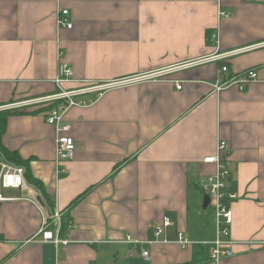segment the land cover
<instances>
[{
  "label": "crops",
  "instance_id": "1",
  "mask_svg": "<svg viewBox=\"0 0 264 264\" xmlns=\"http://www.w3.org/2000/svg\"><path fill=\"white\" fill-rule=\"evenodd\" d=\"M219 7L230 16L220 17ZM61 8L71 29L57 26ZM258 43L70 107L65 118L77 149L60 165L43 111H1L9 114L0 146L29 160L52 205L31 184L3 190L0 264L203 263L215 229L210 208L209 221L201 220L198 184L214 172L202 158L215 154L219 139L230 143L226 182L237 193L230 202L233 254L220 264H264V0H0V106L57 92L60 63L73 70L61 88H74ZM250 69L257 78L244 89H214ZM0 156L7 159L1 149ZM54 209L62 212L59 237L66 241L57 246L38 233ZM164 216L172 225L155 237ZM178 232L206 243L182 247ZM128 233L140 243L124 242Z\"/></svg>",
  "mask_w": 264,
  "mask_h": 264
},
{
  "label": "built area",
  "instance_id": "2",
  "mask_svg": "<svg viewBox=\"0 0 264 264\" xmlns=\"http://www.w3.org/2000/svg\"><path fill=\"white\" fill-rule=\"evenodd\" d=\"M218 15L220 17L230 16V12L219 7ZM56 23L59 28H72V20L69 18L67 9H58ZM216 42V33L211 34ZM261 43L247 47H241L225 52L215 51L212 54L202 58H197L189 62L178 64L173 67L151 70L141 74L128 76L109 81H90L80 87L61 88L64 82H69L73 79V70L65 63H60L57 74L53 82L60 88L57 92L36 98H30L18 102L1 105L0 112L6 110H15L20 108H38L54 104L51 108L44 112V120L52 125L56 132L55 139V160L58 165L70 161L74 158L77 145L74 138L69 134L71 125L65 118L67 110L72 106H83L93 102L98 96L105 91L113 88L128 86L142 81L155 80L165 75L168 72L175 71L187 66L202 64L208 61H224L236 53L246 51L253 47H257ZM222 72L228 70L226 63H223L220 69ZM257 78V73L254 69L246 70L224 83L216 82L214 89L220 90L229 84H235L240 90ZM180 83H176V88H180ZM90 96L91 99L84 97ZM231 146L226 140L219 139L216 143V152L213 155H206L202 158L205 163H210L214 166V172L202 176L199 180V188L209 198L208 207L212 211L214 224V237L208 241L210 243L209 256L206 261L201 264H220V262L233 254L230 246L232 240L230 238V226L232 223V210L230 202L237 198V193L231 190L227 185V178L230 176L228 167ZM25 168L22 165L16 164L7 159L0 160V201L7 199L3 194L4 189H18L20 191L28 190L30 184L25 179ZM33 201L37 202L35 198ZM62 212L54 209L49 218H44L43 226L38 233L41 235V241L52 242L55 246L65 243L66 241L59 237L61 228ZM53 223L56 226L55 230H50L48 226ZM172 225L171 220L164 216L162 223L154 229L155 237L163 233L164 229ZM124 242L140 243L132 234H126ZM158 241V240H156ZM155 240H147L146 243L156 242ZM166 242V241H165ZM176 242L182 247H186L191 243H206L205 241L189 240L183 232H178ZM142 257L149 260V252L142 250Z\"/></svg>",
  "mask_w": 264,
  "mask_h": 264
},
{
  "label": "trees",
  "instance_id": "3",
  "mask_svg": "<svg viewBox=\"0 0 264 264\" xmlns=\"http://www.w3.org/2000/svg\"><path fill=\"white\" fill-rule=\"evenodd\" d=\"M52 106H54V104H49L47 106L38 107L36 109L39 110V111H46L47 109L51 108ZM7 114H9V113L8 112L6 114L0 113V135H1L2 131H3V129H4V125H5L4 121H5V116ZM0 149H1L2 153H3V155L8 160H10V161H12V162H14L16 164L24 166V168H25L24 175H25L26 181L29 184L35 186L39 190V193H40V196H41L42 200L46 204L51 206L52 202H51L50 197L47 194L42 182L38 178H35L33 176V174L31 173V171H30L29 160L21 158L15 151H11V150L3 147V146H0ZM88 191H89V189L84 191L83 193H81L74 200H72L67 208L72 207L76 202H78L82 197H84V195L87 194ZM60 230H61V228H60Z\"/></svg>",
  "mask_w": 264,
  "mask_h": 264
},
{
  "label": "rangeland",
  "instance_id": "4",
  "mask_svg": "<svg viewBox=\"0 0 264 264\" xmlns=\"http://www.w3.org/2000/svg\"><path fill=\"white\" fill-rule=\"evenodd\" d=\"M2 159V157L0 156V160ZM202 200H203V195L199 194L198 195V201H199V206H200V210L202 211V216H201V220L202 222H206L207 220L209 221L210 219V209L209 207L207 208H201V205H202Z\"/></svg>",
  "mask_w": 264,
  "mask_h": 264
},
{
  "label": "water",
  "instance_id": "5",
  "mask_svg": "<svg viewBox=\"0 0 264 264\" xmlns=\"http://www.w3.org/2000/svg\"><path fill=\"white\" fill-rule=\"evenodd\" d=\"M38 201H40V199L38 198ZM208 203H209V198L206 194H204L203 196V208H206L208 206Z\"/></svg>",
  "mask_w": 264,
  "mask_h": 264
}]
</instances>
